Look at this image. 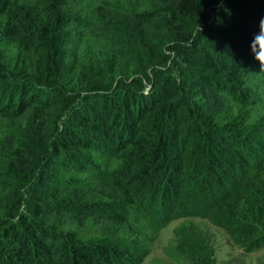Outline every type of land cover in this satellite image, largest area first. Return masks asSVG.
Returning <instances> with one entry per match:
<instances>
[{"label": "trees", "instance_id": "16d2710c", "mask_svg": "<svg viewBox=\"0 0 264 264\" xmlns=\"http://www.w3.org/2000/svg\"><path fill=\"white\" fill-rule=\"evenodd\" d=\"M261 18L264 0H0V264H144L190 216L263 248ZM172 232L149 264H216L204 227Z\"/></svg>", "mask_w": 264, "mask_h": 264}, {"label": "rangeland", "instance_id": "374dc122", "mask_svg": "<svg viewBox=\"0 0 264 264\" xmlns=\"http://www.w3.org/2000/svg\"><path fill=\"white\" fill-rule=\"evenodd\" d=\"M186 220H193L207 230L216 264H264V247L247 251L236 244L221 227L199 216L174 218L160 228L144 264L170 261L164 247L173 242V227Z\"/></svg>", "mask_w": 264, "mask_h": 264}, {"label": "clouds", "instance_id": "9594fccd", "mask_svg": "<svg viewBox=\"0 0 264 264\" xmlns=\"http://www.w3.org/2000/svg\"><path fill=\"white\" fill-rule=\"evenodd\" d=\"M258 28L250 42V51L253 58L259 62V72H264V18L260 19Z\"/></svg>", "mask_w": 264, "mask_h": 264}]
</instances>
